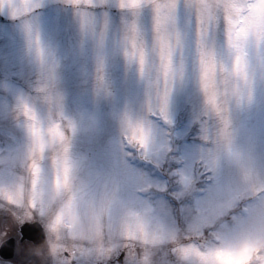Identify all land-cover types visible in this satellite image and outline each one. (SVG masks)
Masks as SVG:
<instances>
[{
  "label": "snow or ice",
  "instance_id": "snow-or-ice-1",
  "mask_svg": "<svg viewBox=\"0 0 264 264\" xmlns=\"http://www.w3.org/2000/svg\"><path fill=\"white\" fill-rule=\"evenodd\" d=\"M49 2L0 0V12L19 21L36 64L34 92H17L3 113L13 127L0 140V202L11 224L0 230V249L26 221H39L44 233L38 242L0 255V264H20L23 252L38 258L28 264H264V158L241 139L240 120L264 104V0H62L81 47L91 45L97 100L115 95L110 55L122 56L125 71L142 84L144 111L125 100L114 115L145 156L163 154L156 163L167 164L179 184L172 195L192 197L180 205L182 224L167 199L151 198L153 189L169 191L166 179L126 171L119 150L94 164L77 147L90 124L83 112L77 117L67 111L60 60L41 27ZM112 6L120 11L118 24ZM193 78L204 101L193 116L203 141L195 158L202 161L197 153L214 151L205 118L211 113L222 122L220 140L235 166L225 181L220 157L213 155L203 169L213 181L206 187L195 185L188 155L175 142L173 102ZM242 201L233 222H222Z\"/></svg>",
  "mask_w": 264,
  "mask_h": 264
},
{
  "label": "rangeland",
  "instance_id": "rangeland-1",
  "mask_svg": "<svg viewBox=\"0 0 264 264\" xmlns=\"http://www.w3.org/2000/svg\"><path fill=\"white\" fill-rule=\"evenodd\" d=\"M109 11L114 24H118L119 9L112 6ZM144 24L150 29L151 21L147 13ZM41 27L45 40L53 44L60 60L58 73L60 84L66 93L67 111L77 117L83 112L90 124L88 132L78 135L76 145L89 152L94 164H102L111 158L114 151L118 152L114 140L109 139L115 126L114 112L126 98L137 103L143 94L142 84L134 72L125 71L122 56L110 55L108 72L115 95L97 100L92 90L94 62L91 45L81 47L77 27L70 12L65 10L62 0H50L42 9ZM35 77L36 64L26 50L19 21L0 12V140L4 138V131L13 127L10 118L3 119L6 104L14 102L15 95L20 90L33 93ZM197 96L198 88L193 78L186 88L176 94L173 104L177 132L175 142L179 146L178 151L188 155L190 164L201 142L198 123L193 121L191 105L188 103L189 99ZM240 120L244 127L242 138L248 135L251 140L257 139L259 134H264V104H257L250 112L241 114ZM172 164L175 166L174 161ZM166 175L163 173L159 178L165 179ZM170 191L168 199L178 207L177 200L170 195ZM183 199L191 202L192 197ZM176 216L182 224L183 216L179 211Z\"/></svg>",
  "mask_w": 264,
  "mask_h": 264
},
{
  "label": "clouds",
  "instance_id": "clouds-1",
  "mask_svg": "<svg viewBox=\"0 0 264 264\" xmlns=\"http://www.w3.org/2000/svg\"><path fill=\"white\" fill-rule=\"evenodd\" d=\"M125 100H128L127 98ZM125 100L123 104L115 110L116 113L120 111V109L123 107ZM143 94L142 97L138 100L137 103L132 102V107L137 110L138 112L144 111L142 105H143ZM175 102V99H174ZM173 102V104H174ZM188 103L191 105L192 109V115L194 116L197 111H199L204 103L203 97L198 89V96L189 99ZM209 122V132L212 137L215 138V143L213 145L214 151L213 153H197L196 155L202 156V161L201 160H196L195 155L193 157V162L190 164V170L195 178L194 183L197 187H206L210 183H213V181H210L208 179V172L204 171L203 169L206 167L207 163H210L212 161V156L213 155H218L220 157V163L223 166V172H224V178L225 181H227L233 173L235 172V166L233 165L232 161L225 155V148L223 143L220 140L219 136V130L222 127V122L219 120L217 116L214 114H209L207 117ZM153 121L156 122L157 126L166 127V125H163L162 121H159L157 117H152ZM114 121H115V126L113 131L109 135V139L114 140L118 150H119V155L124 162V166L126 171L133 173L135 175H143L147 178L150 179H156L159 178V176L163 173H166V180L169 185V191L170 189H177L179 187V184L177 183V176L172 174L171 172L168 171L167 164L165 166L161 167L158 166L156 161H164V156L163 154H154V153H149L148 156H145V149L135 140L130 139L128 136L124 135V129H122L120 122L117 118L116 115H114ZM200 127L198 123V135L200 133ZM200 140L202 143V138L199 135ZM161 138H163V133L161 132ZM242 140L245 142L251 144L254 146L256 154L259 157L264 158V134H259V137L255 140L249 139L248 135L246 137H241ZM211 142V141H210ZM170 191V195H172V191ZM169 191L166 192H159L156 191L155 189L152 190L150 193L152 199H158V198H165L167 199L170 203L171 201L168 199L167 194ZM177 200V206H174V211L177 213L179 211L181 215L183 216V222H184V215L183 211L180 209L181 204H188L190 203L189 201H185L184 199H176ZM242 205L243 201L241 202V206L237 207L233 210V213L224 216L221 218L222 222L226 223H232L233 222V215H239L242 212ZM220 223L218 222L216 225L213 227H219ZM205 236L208 238H211V234L209 231H206Z\"/></svg>",
  "mask_w": 264,
  "mask_h": 264
},
{
  "label": "water",
  "instance_id": "water-1",
  "mask_svg": "<svg viewBox=\"0 0 264 264\" xmlns=\"http://www.w3.org/2000/svg\"><path fill=\"white\" fill-rule=\"evenodd\" d=\"M22 232H23V239L25 237L31 238L33 234H37L40 237H43V228L40 223L34 222V223H26L22 226ZM11 244H9L7 247H4L3 249H0L1 255H7L10 256L14 254L15 251V239H10Z\"/></svg>",
  "mask_w": 264,
  "mask_h": 264
},
{
  "label": "flooded vegetation",
  "instance_id": "flooded-vegetation-1",
  "mask_svg": "<svg viewBox=\"0 0 264 264\" xmlns=\"http://www.w3.org/2000/svg\"><path fill=\"white\" fill-rule=\"evenodd\" d=\"M1 214H3V218L0 221V224H1L0 230H3L5 228V226H4L5 224H11V220L9 218H5L6 217L5 213H1ZM12 233L13 234L10 237H16L17 238V245L22 244L23 242L28 241V240L20 241L21 236H22L21 235V229L20 228L18 230L15 229V228H13ZM17 245H16V250H17ZM17 259L20 261V264H25V262H23V260L29 261V260L38 259V258L31 257L26 252H23L19 257H17Z\"/></svg>",
  "mask_w": 264,
  "mask_h": 264
}]
</instances>
